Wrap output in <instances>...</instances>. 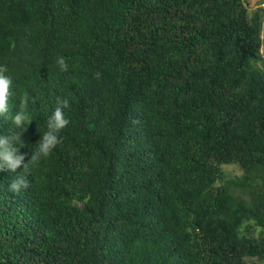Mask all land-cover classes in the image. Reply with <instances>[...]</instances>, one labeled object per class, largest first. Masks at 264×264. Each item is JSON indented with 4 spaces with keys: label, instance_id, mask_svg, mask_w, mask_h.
Segmentation results:
<instances>
[{
    "label": "trees",
    "instance_id": "1",
    "mask_svg": "<svg viewBox=\"0 0 264 264\" xmlns=\"http://www.w3.org/2000/svg\"><path fill=\"white\" fill-rule=\"evenodd\" d=\"M263 12L0 0V139L20 134L27 163L70 103L48 158L0 171V264H264Z\"/></svg>",
    "mask_w": 264,
    "mask_h": 264
},
{
    "label": "clouds",
    "instance_id": "2",
    "mask_svg": "<svg viewBox=\"0 0 264 264\" xmlns=\"http://www.w3.org/2000/svg\"><path fill=\"white\" fill-rule=\"evenodd\" d=\"M57 63L62 70L67 69L63 58H59ZM5 71L7 69H0V72ZM99 75L97 73L98 77ZM11 84L12 81L7 76L0 75V111L5 110ZM58 105L47 121L48 130L40 138L34 153L31 154V158L27 163H25L26 154L21 153L23 141L20 134L12 133L8 137L0 139V171L9 170L16 173L17 168L22 164L23 168L28 167L29 163L35 166L40 163L41 159H46L51 155L60 143L59 132L69 124V120L65 115V109L70 107L69 101L67 99L59 100ZM26 119L27 116L25 114H18L14 122L19 127L21 122ZM7 187L9 192L18 193L27 187V182L21 174H17L16 178L11 180Z\"/></svg>",
    "mask_w": 264,
    "mask_h": 264
},
{
    "label": "rangeland",
    "instance_id": "3",
    "mask_svg": "<svg viewBox=\"0 0 264 264\" xmlns=\"http://www.w3.org/2000/svg\"><path fill=\"white\" fill-rule=\"evenodd\" d=\"M253 3L255 7L260 5V7L264 8V0H253ZM263 30H264V12H263ZM223 169L228 177L240 176V171L234 166L224 167Z\"/></svg>",
    "mask_w": 264,
    "mask_h": 264
}]
</instances>
